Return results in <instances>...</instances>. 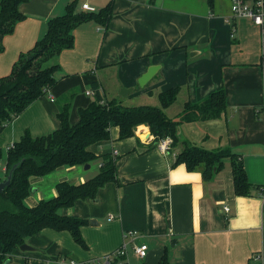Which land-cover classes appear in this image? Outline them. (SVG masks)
Instances as JSON below:
<instances>
[{
  "label": "crops",
  "instance_id": "crops-1",
  "mask_svg": "<svg viewBox=\"0 0 264 264\" xmlns=\"http://www.w3.org/2000/svg\"><path fill=\"white\" fill-rule=\"evenodd\" d=\"M72 0H29L20 5L24 18L2 38L0 77L11 73L22 52L32 48ZM110 0H78L96 9ZM75 42L52 57L58 81L8 122L1 134L3 148L25 130L34 136L61 126L58 113L69 103L72 123L79 109L95 95L98 81L106 99L124 105L160 106L161 91L178 86L176 100L165 108L176 117L187 101H200L225 89L227 109L218 118L185 122L182 134L191 142L214 149L230 147L244 163L249 195L235 192L232 159L226 158L214 178L206 180L203 165L189 170L175 164L182 146L165 153L146 124L135 135L111 136L90 146L97 155L118 151L117 178L96 198L80 199L60 213L88 220L81 228L87 248L68 230L44 228L26 242L34 251L17 247L9 264H62L61 259L88 260L115 251L126 242L129 264H159L167 250L168 264H264V69L261 29L249 17H233L231 0H114L107 26L91 20L75 31ZM151 65L155 75L143 86L139 78ZM123 88H130L122 94ZM0 160V174L6 158ZM92 162H97L93 169ZM84 165L61 166L31 179L29 205L57 194L63 180L84 182L100 171L101 158ZM34 187V188H33ZM230 207L229 211L224 206ZM113 215V216H111ZM90 219H94L93 224ZM137 230L133 239L127 231ZM147 243L145 257L133 245Z\"/></svg>",
  "mask_w": 264,
  "mask_h": 264
},
{
  "label": "trees",
  "instance_id": "trees-1",
  "mask_svg": "<svg viewBox=\"0 0 264 264\" xmlns=\"http://www.w3.org/2000/svg\"><path fill=\"white\" fill-rule=\"evenodd\" d=\"M29 0H0V51L2 38L10 33L16 23L24 18L20 5ZM210 7L215 0H207ZM114 0L94 11L84 10L78 0L66 5L63 14L48 20L44 35L35 45L22 52L10 74L0 77V134L4 126L19 115L34 100L46 93L58 81L55 73L58 64H46L75 42V29L87 21H97L107 26L113 16ZM96 91L94 100L79 109V120L70 121L69 103L58 113L61 126L47 134L34 136L25 130L13 146L4 149L0 143V160L6 158V169L0 181L12 170L11 183L0 193V264L12 258L14 250L26 239L44 228L68 230L74 240L87 248L81 228L88 222L85 218L63 215L60 209L72 206L80 199L96 198L98 190L117 178V155L113 152L97 155L90 146L111 136V127L118 126L120 138L135 135L140 124L149 126L156 142L164 137L172 138V147L181 145L175 164L184 163L189 170L203 165L206 180L214 178L222 169L226 158L232 159L235 192L238 195L252 193L244 163L230 147L209 149L178 136L179 125L185 122L208 120L220 117L227 109L225 89L210 92L202 100L187 101L176 117L166 114L165 108L177 98L179 87H171L159 94L161 105H124L116 99H106L98 81L93 82ZM101 158L98 174L84 182L60 181L57 194L29 205L26 198L32 191L31 179L45 176L61 166L86 165ZM216 167V172H215ZM165 250L159 264H168ZM111 264H129L124 255L115 256Z\"/></svg>",
  "mask_w": 264,
  "mask_h": 264
},
{
  "label": "built area",
  "instance_id": "built-area-1",
  "mask_svg": "<svg viewBox=\"0 0 264 264\" xmlns=\"http://www.w3.org/2000/svg\"><path fill=\"white\" fill-rule=\"evenodd\" d=\"M84 10L94 11L96 8L90 5L87 2H84L81 6ZM231 11L233 17H249L252 21L257 24L261 29V45H262V54H263V69H264V0H231ZM87 93L95 95V89L88 90ZM172 138L167 136L159 140L158 147L165 153L171 152L172 147ZM14 143L9 144L6 148L13 146ZM114 155L118 154V151L114 149ZM176 155L177 153H173ZM224 209L229 211L230 207L225 205ZM113 216V215H111ZM127 235L137 238L140 235V232L137 230L127 231ZM127 243L124 242L121 247L108 253L102 257L91 258L88 260H76V259H61L62 264H111V261L115 256L124 255L127 258ZM133 250L139 257H145L148 250L147 243H135L133 245Z\"/></svg>",
  "mask_w": 264,
  "mask_h": 264
},
{
  "label": "water",
  "instance_id": "water-1",
  "mask_svg": "<svg viewBox=\"0 0 264 264\" xmlns=\"http://www.w3.org/2000/svg\"><path fill=\"white\" fill-rule=\"evenodd\" d=\"M158 70V65H151L148 67L147 71L139 78V84L141 86H143L147 81H149L157 72ZM127 90H132L130 88H123L122 89V94H126ZM177 135L178 136H182V129H181V125L178 126L177 129ZM90 167V163L85 165V168H89ZM13 170V169H12ZM12 170L10 171V173L8 174V176L6 178H4L3 180L0 181V193L3 191V189L8 186L11 183V179H12ZM215 172H216V167H215ZM94 219H90V223L93 224ZM20 250L22 251H34L35 247L30 245L27 242H24L23 244H21L19 246ZM11 261V257L7 258L4 262V264H9Z\"/></svg>",
  "mask_w": 264,
  "mask_h": 264
},
{
  "label": "rangeland",
  "instance_id": "rangeland-1",
  "mask_svg": "<svg viewBox=\"0 0 264 264\" xmlns=\"http://www.w3.org/2000/svg\"><path fill=\"white\" fill-rule=\"evenodd\" d=\"M50 63H52V60L51 61H48V62H46V64L45 65H47V64H50ZM2 162H4V159H2L1 160ZM92 166H93V169H95L96 167H97V162H92ZM84 167H85V165H84ZM34 188V187H33Z\"/></svg>",
  "mask_w": 264,
  "mask_h": 264
}]
</instances>
